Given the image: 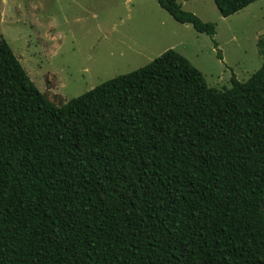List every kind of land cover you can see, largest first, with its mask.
<instances>
[{
  "label": "trees",
  "instance_id": "1",
  "mask_svg": "<svg viewBox=\"0 0 264 264\" xmlns=\"http://www.w3.org/2000/svg\"><path fill=\"white\" fill-rule=\"evenodd\" d=\"M257 1L212 0L222 18ZM259 49L226 90L168 50L55 106L0 37V264H264Z\"/></svg>",
  "mask_w": 264,
  "mask_h": 264
},
{
  "label": "rangeland",
  "instance_id": "2",
  "mask_svg": "<svg viewBox=\"0 0 264 264\" xmlns=\"http://www.w3.org/2000/svg\"><path fill=\"white\" fill-rule=\"evenodd\" d=\"M176 2L215 24L213 39L175 22L156 0H0V37L55 106L134 72L168 50L187 59L217 91L231 87L232 75L244 83L261 67L264 0L228 18L220 16L212 0Z\"/></svg>",
  "mask_w": 264,
  "mask_h": 264
},
{
  "label": "water",
  "instance_id": "3",
  "mask_svg": "<svg viewBox=\"0 0 264 264\" xmlns=\"http://www.w3.org/2000/svg\"><path fill=\"white\" fill-rule=\"evenodd\" d=\"M263 208H264V205H263Z\"/></svg>",
  "mask_w": 264,
  "mask_h": 264
}]
</instances>
